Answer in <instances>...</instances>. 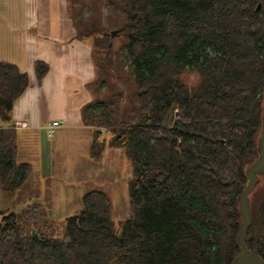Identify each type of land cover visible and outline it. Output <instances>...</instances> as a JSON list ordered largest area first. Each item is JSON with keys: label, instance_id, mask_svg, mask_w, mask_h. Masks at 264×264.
<instances>
[{"label": "trees", "instance_id": "trees-1", "mask_svg": "<svg viewBox=\"0 0 264 264\" xmlns=\"http://www.w3.org/2000/svg\"><path fill=\"white\" fill-rule=\"evenodd\" d=\"M125 16L111 37L101 7ZM75 36L91 48L89 157L123 146L133 163L130 215L111 219L91 189L61 234L39 200L0 211V264H230L239 252V196L257 157L264 102V0H66ZM119 37L114 48L113 39ZM109 42L112 45L109 46ZM38 83L49 66L35 61ZM29 84L0 61V122ZM98 127L111 133L106 141ZM17 133L0 126V188L31 172L17 162ZM246 246L264 260V179L249 194Z\"/></svg>", "mask_w": 264, "mask_h": 264}, {"label": "crops", "instance_id": "crops-1", "mask_svg": "<svg viewBox=\"0 0 264 264\" xmlns=\"http://www.w3.org/2000/svg\"><path fill=\"white\" fill-rule=\"evenodd\" d=\"M37 60L49 66L40 83L33 70ZM0 61L16 64L29 78L28 86L13 103L10 119L1 121V127L26 119L29 126L16 129V133L31 134L56 120L57 134L72 129L89 133L92 127L84 122L81 108L92 98L94 64L90 45L75 36L66 0H0ZM20 151L17 142L18 160L32 163L23 159ZM85 157L92 160L89 152ZM0 193L6 192L0 188ZM29 196L30 201L42 203L40 195ZM14 204L0 201V211Z\"/></svg>", "mask_w": 264, "mask_h": 264}, {"label": "rangeland", "instance_id": "rangeland-1", "mask_svg": "<svg viewBox=\"0 0 264 264\" xmlns=\"http://www.w3.org/2000/svg\"><path fill=\"white\" fill-rule=\"evenodd\" d=\"M100 15L108 33L118 29L125 21V16L111 3L101 7ZM120 40L119 37L113 39L114 48ZM112 42L109 43L112 45ZM92 89L94 85H91ZM98 128L100 138L108 141L111 133L104 127ZM88 132L90 134L85 130L72 129L57 134L54 130L50 137L47 128L32 130L31 134L17 131L19 154L23 159L32 161L24 162L31 166V172L15 190L0 193V201L15 203L3 211L22 206L31 200L29 195L38 194L42 197L44 219L52 226L46 234L57 235L62 233L66 218L79 213L82 195L91 189H100L109 196L111 219L118 228L119 221L130 215L129 183L133 163L123 146L107 147L100 163L85 157V153L89 152L92 129ZM18 159L16 157L17 162H21ZM263 179L264 176H259L256 186Z\"/></svg>", "mask_w": 264, "mask_h": 264}, {"label": "water", "instance_id": "water-1", "mask_svg": "<svg viewBox=\"0 0 264 264\" xmlns=\"http://www.w3.org/2000/svg\"><path fill=\"white\" fill-rule=\"evenodd\" d=\"M117 33L118 30H112L109 34L111 37H114ZM110 45L109 43V46ZM257 152L258 155L256 159L246 168L248 184L239 196V211L242 220L239 224V233L237 234L236 240L240 249L239 252L234 255L230 264H264V260L258 254L250 250L245 244L246 231L251 222L249 194L255 188L259 176H264V102L261 112V127L257 138ZM31 202L32 201H29L28 203ZM24 206L25 205L10 209L7 213H17Z\"/></svg>", "mask_w": 264, "mask_h": 264}, {"label": "built area", "instance_id": "built-area-1", "mask_svg": "<svg viewBox=\"0 0 264 264\" xmlns=\"http://www.w3.org/2000/svg\"><path fill=\"white\" fill-rule=\"evenodd\" d=\"M58 121L53 120L52 122H50L47 126V130H48V135L51 137L53 134V130L54 127H56L58 125ZM29 126V122L26 119H17L16 121H14L13 125L11 126L14 129H22V128H26Z\"/></svg>", "mask_w": 264, "mask_h": 264}]
</instances>
